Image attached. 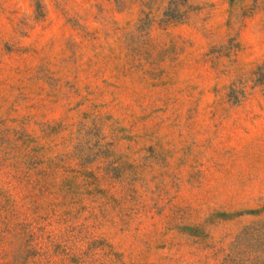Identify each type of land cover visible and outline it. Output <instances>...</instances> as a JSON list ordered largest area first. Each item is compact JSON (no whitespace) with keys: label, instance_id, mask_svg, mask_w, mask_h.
I'll list each match as a JSON object with an SVG mask.
<instances>
[{"label":"rangeland","instance_id":"374dc122","mask_svg":"<svg viewBox=\"0 0 264 264\" xmlns=\"http://www.w3.org/2000/svg\"><path fill=\"white\" fill-rule=\"evenodd\" d=\"M173 2L0 0V264H264V0Z\"/></svg>","mask_w":264,"mask_h":264},{"label":"trees","instance_id":"16d2710c","mask_svg":"<svg viewBox=\"0 0 264 264\" xmlns=\"http://www.w3.org/2000/svg\"><path fill=\"white\" fill-rule=\"evenodd\" d=\"M174 2H173V5H172V8H171V10H165V12H164V16H166L167 17V19H169V20H173V19H176L177 17H176V14H177V11H178V9H177V5L179 4V1L181 2V0H173ZM255 223H257L258 224V226L257 227H259V229H264V222H260V221H257V222H255ZM256 225V224H255ZM226 259V258H225Z\"/></svg>","mask_w":264,"mask_h":264}]
</instances>
